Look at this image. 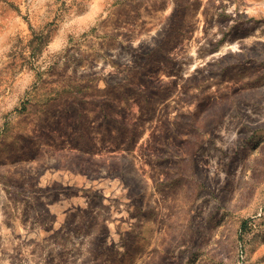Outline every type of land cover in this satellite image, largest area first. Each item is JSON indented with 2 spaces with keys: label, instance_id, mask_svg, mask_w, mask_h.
Returning a JSON list of instances; mask_svg holds the SVG:
<instances>
[{
  "label": "rangeland",
  "instance_id": "obj_1",
  "mask_svg": "<svg viewBox=\"0 0 264 264\" xmlns=\"http://www.w3.org/2000/svg\"><path fill=\"white\" fill-rule=\"evenodd\" d=\"M0 264H264V0H0Z\"/></svg>",
  "mask_w": 264,
  "mask_h": 264
}]
</instances>
